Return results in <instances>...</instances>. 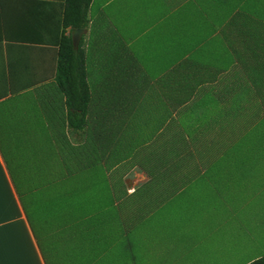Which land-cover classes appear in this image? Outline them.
Listing matches in <instances>:
<instances>
[{
  "label": "rangeland",
  "instance_id": "obj_1",
  "mask_svg": "<svg viewBox=\"0 0 264 264\" xmlns=\"http://www.w3.org/2000/svg\"><path fill=\"white\" fill-rule=\"evenodd\" d=\"M83 45L103 154L18 187L48 264L264 255V0H96Z\"/></svg>",
  "mask_w": 264,
  "mask_h": 264
},
{
  "label": "crops",
  "instance_id": "obj_2",
  "mask_svg": "<svg viewBox=\"0 0 264 264\" xmlns=\"http://www.w3.org/2000/svg\"><path fill=\"white\" fill-rule=\"evenodd\" d=\"M64 9L65 0H0V264H48L18 187L44 167L67 170L74 162L69 140L77 135L66 127L54 82L59 41L71 31L62 25ZM51 254L52 264H68Z\"/></svg>",
  "mask_w": 264,
  "mask_h": 264
},
{
  "label": "trees",
  "instance_id": "obj_3",
  "mask_svg": "<svg viewBox=\"0 0 264 264\" xmlns=\"http://www.w3.org/2000/svg\"><path fill=\"white\" fill-rule=\"evenodd\" d=\"M91 0H65L62 25L70 30L87 27V9ZM83 38L73 46L70 34L61 36L55 67L54 82L63 97L66 110V127L80 136L82 141L69 148V156L77 163H89L95 166L102 156L101 133L91 107V95L86 81L83 55ZM56 259L68 264H81L66 248L57 251ZM52 257L54 254H51ZM68 260V261H66ZM62 261V262H63ZM246 264H264V255Z\"/></svg>",
  "mask_w": 264,
  "mask_h": 264
},
{
  "label": "water",
  "instance_id": "obj_4",
  "mask_svg": "<svg viewBox=\"0 0 264 264\" xmlns=\"http://www.w3.org/2000/svg\"><path fill=\"white\" fill-rule=\"evenodd\" d=\"M81 34H82L81 29H73L70 31V37L73 46H77Z\"/></svg>",
  "mask_w": 264,
  "mask_h": 264
}]
</instances>
